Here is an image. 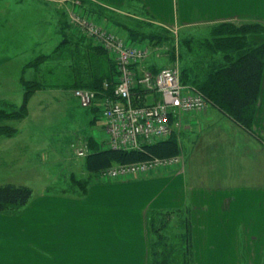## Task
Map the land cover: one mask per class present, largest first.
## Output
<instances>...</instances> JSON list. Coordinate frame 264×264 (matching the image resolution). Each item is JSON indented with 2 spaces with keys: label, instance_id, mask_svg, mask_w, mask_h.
<instances>
[{
  "label": "crops",
  "instance_id": "1",
  "mask_svg": "<svg viewBox=\"0 0 264 264\" xmlns=\"http://www.w3.org/2000/svg\"><path fill=\"white\" fill-rule=\"evenodd\" d=\"M60 1L70 23L71 1ZM90 1L113 14L133 10L171 32L220 22L264 29V0ZM34 20L31 33L41 42ZM249 39L264 42V33ZM147 57L133 66L137 72L158 70ZM209 106L186 111L172 126L180 166L122 180L91 179L83 195L52 193L49 186L19 214H0V264H149L151 209L187 211L194 264H264V72L253 124L257 135ZM101 133L103 128L94 137L99 143Z\"/></svg>",
  "mask_w": 264,
  "mask_h": 264
},
{
  "label": "trees",
  "instance_id": "2",
  "mask_svg": "<svg viewBox=\"0 0 264 264\" xmlns=\"http://www.w3.org/2000/svg\"><path fill=\"white\" fill-rule=\"evenodd\" d=\"M82 1L89 12L102 15L110 22L118 24L133 40L163 44L168 48L170 56L174 55L175 35L172 32L170 34L168 29L161 26L152 28L150 22L146 24L148 30L137 24H125L107 8L90 0ZM61 13L65 15L64 12ZM60 25L66 29L63 36H69L70 39L65 38L69 42L63 41L57 46L54 45L50 53L40 50L31 57V68L34 73H31V79H22L21 103L0 100V139L16 134V128L9 122L19 121L27 115V103L36 90L78 85L77 87L97 91L99 98L113 95L116 70L109 58L106 59L105 50L93 45L79 30H73L71 33V26L66 18L60 21ZM260 29H263V26L258 23L247 22L241 26H235L230 22L214 24L209 29L210 38L206 37L200 42V45L210 52L190 56L180 66L181 83L201 92L210 105L253 136L257 135L253 124L264 72V42L251 41L249 34ZM190 41L184 40L182 43L188 45ZM45 60L51 62L47 65L49 69L47 71L40 67L41 61ZM58 66L63 70L61 78L58 75L52 84L44 86L38 79L40 72L54 78ZM54 69L56 74L53 75ZM104 82L107 83L106 87ZM92 109L96 111L95 107ZM86 144L88 152L84 157V167L91 174L114 164L163 159L180 154L179 143L171 135L165 139L142 143L133 149L101 147L93 136L87 138ZM86 190L87 186L83 187L82 192L86 193ZM72 193L83 195L76 190ZM32 195V189L26 185L11 183L0 185V214H19L29 203ZM170 213L154 209L148 211L147 219L151 233L149 264H194L189 215L186 210L181 212L178 231L169 239L162 234V229L169 225Z\"/></svg>",
  "mask_w": 264,
  "mask_h": 264
},
{
  "label": "rangeland",
  "instance_id": "3",
  "mask_svg": "<svg viewBox=\"0 0 264 264\" xmlns=\"http://www.w3.org/2000/svg\"><path fill=\"white\" fill-rule=\"evenodd\" d=\"M64 2L0 0V100L20 104L23 96L22 79H31V57L40 50L50 53L54 45L69 42L65 40L70 39L69 36H63L66 29L60 25V21L66 18L61 13L66 8ZM125 11L126 13L114 15L125 24H137L148 30L146 24L149 21L139 18V14L133 10ZM32 20L37 25L40 24L42 30L38 34L41 42L33 39ZM152 25V28L157 26ZM209 29L210 27H205L194 31H178L174 38L175 52L172 57L165 45L144 41L149 45V62L154 61L157 67L177 65L180 69L190 56L210 52L200 45L204 38H210ZM256 32L263 34L264 30ZM184 40L191 41L186 45L182 43ZM49 62L41 61L40 67L49 70ZM56 70L57 74L53 70V75L56 74L54 78L40 72L38 79L44 86L50 85L63 73L60 66ZM77 86L36 90L27 103V115L19 121L9 122L17 132L11 137L0 139V185H26L32 189L35 197L42 195L49 186L52 193L71 194L74 190L83 193V187L88 186L91 179H95L85 169L84 157L76 155V149L86 144L89 136L98 139L97 131L103 128L104 122L98 112L80 106L73 95V90L79 88ZM181 215V212L169 215V225L162 229V234L167 238L175 236Z\"/></svg>",
  "mask_w": 264,
  "mask_h": 264
},
{
  "label": "built area",
  "instance_id": "4",
  "mask_svg": "<svg viewBox=\"0 0 264 264\" xmlns=\"http://www.w3.org/2000/svg\"><path fill=\"white\" fill-rule=\"evenodd\" d=\"M77 3L70 12L72 24L105 50L116 70L113 95L99 98L97 91L90 88L73 90L80 106L95 107L103 119V141L108 147L133 149L145 142L165 139L171 135L173 124L179 123L181 114L202 111L209 105L201 92L181 83L177 65L137 72L133 66L147 57V45L133 40L128 33L108 24L102 17L83 12ZM76 153L85 156L87 147L78 148ZM181 164L179 156L155 158L114 164L95 176L102 181H111Z\"/></svg>",
  "mask_w": 264,
  "mask_h": 264
}]
</instances>
